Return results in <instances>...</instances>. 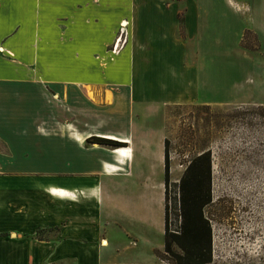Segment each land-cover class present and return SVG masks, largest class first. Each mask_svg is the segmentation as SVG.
<instances>
[{
	"label": "crops",
	"instance_id": "1",
	"mask_svg": "<svg viewBox=\"0 0 264 264\" xmlns=\"http://www.w3.org/2000/svg\"><path fill=\"white\" fill-rule=\"evenodd\" d=\"M183 2L0 0V264H162L164 173L150 180L149 165L163 156L164 170V147L134 105L198 99L203 24ZM142 243L146 263L116 260Z\"/></svg>",
	"mask_w": 264,
	"mask_h": 264
},
{
	"label": "rangeland",
	"instance_id": "2",
	"mask_svg": "<svg viewBox=\"0 0 264 264\" xmlns=\"http://www.w3.org/2000/svg\"><path fill=\"white\" fill-rule=\"evenodd\" d=\"M197 3L203 24L202 28L198 24L196 36L198 99L148 106L135 104V118L142 115L149 121L148 144L153 153L157 144L164 147L167 140L171 181L179 180L188 160L200 148L209 145L212 149V193L220 202L205 208L212 228L210 264H264V120L249 115L245 120L233 117L244 108L251 109L264 102V0H197ZM181 9L182 13L184 4ZM125 38L124 33V43ZM112 48L113 45L110 52L117 54ZM245 48L247 56L241 54ZM191 55L193 60V50ZM239 86L250 88L247 104L237 103ZM229 96L234 99L220 101ZM109 98L104 93L102 99ZM216 114L222 117V126L217 129L212 123ZM247 119L253 124H248ZM162 158H150L152 181L163 180ZM173 213L170 209L171 218ZM160 237L151 230L148 238L157 242ZM147 253V244L142 243L141 248L120 251L115 258L146 263ZM159 263L166 264L161 259Z\"/></svg>",
	"mask_w": 264,
	"mask_h": 264
},
{
	"label": "trees",
	"instance_id": "3",
	"mask_svg": "<svg viewBox=\"0 0 264 264\" xmlns=\"http://www.w3.org/2000/svg\"><path fill=\"white\" fill-rule=\"evenodd\" d=\"M182 16L179 15L180 20ZM264 120V104L244 108L233 117L245 120L247 116ZM221 118L213 115L215 129L222 126ZM248 124L253 121L247 119ZM88 142L117 147L124 143L104 137H90ZM213 153L209 145L200 148L188 160L178 181H171L167 140H164V246L157 252L166 264H210L212 262V228L205 208L217 205L212 193ZM170 209L174 212L170 216ZM54 264V263H51Z\"/></svg>",
	"mask_w": 264,
	"mask_h": 264
},
{
	"label": "built area",
	"instance_id": "4",
	"mask_svg": "<svg viewBox=\"0 0 264 264\" xmlns=\"http://www.w3.org/2000/svg\"><path fill=\"white\" fill-rule=\"evenodd\" d=\"M120 34L117 36V38L115 39V42L113 44V48H112V51H116L120 45V43H123L124 44V41L122 40V34H124V29H123V26L120 28ZM123 41V42H122ZM122 44V45H123Z\"/></svg>",
	"mask_w": 264,
	"mask_h": 264
},
{
	"label": "bare ground",
	"instance_id": "5",
	"mask_svg": "<svg viewBox=\"0 0 264 264\" xmlns=\"http://www.w3.org/2000/svg\"><path fill=\"white\" fill-rule=\"evenodd\" d=\"M121 25H123V26L125 25V20L121 22ZM117 148L119 149L120 152H123L125 155H127V156L129 155V152H127L126 148L121 147V146H118Z\"/></svg>",
	"mask_w": 264,
	"mask_h": 264
},
{
	"label": "water",
	"instance_id": "6",
	"mask_svg": "<svg viewBox=\"0 0 264 264\" xmlns=\"http://www.w3.org/2000/svg\"><path fill=\"white\" fill-rule=\"evenodd\" d=\"M118 146H120V145H118Z\"/></svg>",
	"mask_w": 264,
	"mask_h": 264
}]
</instances>
